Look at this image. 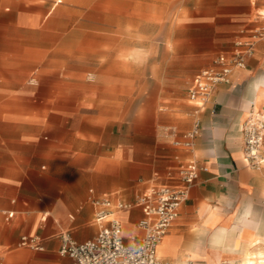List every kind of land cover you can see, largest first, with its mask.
<instances>
[{"label":"crops","instance_id":"0c3cea01","mask_svg":"<svg viewBox=\"0 0 264 264\" xmlns=\"http://www.w3.org/2000/svg\"><path fill=\"white\" fill-rule=\"evenodd\" d=\"M176 1L155 34L159 45L123 49L122 75L11 96L25 103L0 114V264H71L60 255L61 234L79 243L97 235L94 200L133 202L154 187L181 186L192 162L199 179L158 247L160 261L264 264V170L246 165L242 132L253 110L264 114V42L204 106L189 98L200 72L264 26V0ZM197 122L193 148L175 146ZM142 218L138 207L120 215L126 244L143 238Z\"/></svg>","mask_w":264,"mask_h":264},{"label":"rangeland","instance_id":"374dc122","mask_svg":"<svg viewBox=\"0 0 264 264\" xmlns=\"http://www.w3.org/2000/svg\"><path fill=\"white\" fill-rule=\"evenodd\" d=\"M174 1L0 0V114L25 103L12 95L58 92L69 78L121 74L124 48L159 45L155 34L169 23L180 3ZM159 103L164 109L169 101Z\"/></svg>","mask_w":264,"mask_h":264},{"label":"built area","instance_id":"2783aa9c","mask_svg":"<svg viewBox=\"0 0 264 264\" xmlns=\"http://www.w3.org/2000/svg\"><path fill=\"white\" fill-rule=\"evenodd\" d=\"M261 16L264 18V13ZM258 42H264V26L253 31L251 40L238 41L231 56H219L212 68L200 72L189 89L190 100L200 108L204 106L216 87L230 83L235 68H245L246 58L253 55ZM200 129V123L197 122L182 139L174 141L175 146L193 148ZM242 132L243 159L246 165L251 170L263 171L264 114L253 110L244 123ZM200 171L201 168L192 162L181 172V186L154 187L139 195L133 202L117 201L110 196L94 200L95 221L99 226L97 235L79 243L68 232H63L60 237V255L70 258L71 264H173L160 261L158 247L179 217L180 209L189 198L192 187L199 179ZM135 207L143 212L138 226L144 235L141 240L133 237V243L128 245L124 239V226L120 215ZM22 244L41 249L36 239L23 238ZM174 264L198 263L187 260Z\"/></svg>","mask_w":264,"mask_h":264},{"label":"bare ground","instance_id":"6f19581e","mask_svg":"<svg viewBox=\"0 0 264 264\" xmlns=\"http://www.w3.org/2000/svg\"><path fill=\"white\" fill-rule=\"evenodd\" d=\"M245 264H252L250 261H246V263Z\"/></svg>","mask_w":264,"mask_h":264}]
</instances>
